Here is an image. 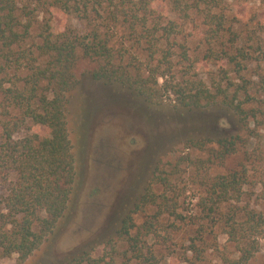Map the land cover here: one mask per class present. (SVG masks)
Returning a JSON list of instances; mask_svg holds the SVG:
<instances>
[{
	"label": "rangeland",
	"instance_id": "rangeland-1",
	"mask_svg": "<svg viewBox=\"0 0 264 264\" xmlns=\"http://www.w3.org/2000/svg\"><path fill=\"white\" fill-rule=\"evenodd\" d=\"M151 8L160 15V26H166L168 20L173 23L170 28L178 43L171 44V69L166 67L165 77L152 74L149 68L163 64L138 49L142 43L120 38L121 28L115 47L123 48L130 68L139 69V75L133 71L132 76L143 82L145 94L93 79L91 71L97 63L83 57L78 60L74 69L77 82L68 102L76 174L67 207L23 262L17 261V254L3 256L0 250V264H63L73 254L92 248L100 256L110 251L107 242L119 239L117 230L127 213L137 225L147 219L156 220L157 235L152 248L160 264H264V224L263 234L250 241L254 246L251 254L240 259L238 244L221 224L209 227L200 240H193L195 225L186 223L208 219L203 216L206 211L200 204L201 197H208L213 178L236 168L242 159L243 152L224 161L216 159L217 139L253 134L252 146H261L264 125L251 122L246 129L222 104L220 95L214 102L202 100L196 107L182 102L200 83L214 93L219 86L232 91L242 83L240 74L252 80L250 93L264 98L263 91H256L261 88L256 73L264 74V45L261 51L254 52L257 60L250 64V71L237 72L226 59L219 61L208 56L207 29L196 11H189V17L184 19L167 2L153 3ZM220 8L226 16L225 26L241 32L244 38L255 30L258 21L264 20V4L260 0H223ZM65 22L88 30L75 15H69ZM24 134L22 128L15 136ZM251 160L246 162L249 179H255L259 173L256 168L264 170V160L261 165ZM13 178L10 173L8 181ZM6 188L7 183L0 182V194ZM151 192L154 196L146 202ZM160 194L166 200L159 198ZM166 206L169 210L159 213ZM238 206L255 208L264 216V201L257 187L251 185H245L239 200L221 202L220 215L215 216L224 218ZM191 244L195 245L188 250ZM116 248L122 251L116 255V263L132 256L125 252L127 245L122 240L117 241ZM129 262L136 264L132 258Z\"/></svg>",
	"mask_w": 264,
	"mask_h": 264
},
{
	"label": "trees",
	"instance_id": "trees-1",
	"mask_svg": "<svg viewBox=\"0 0 264 264\" xmlns=\"http://www.w3.org/2000/svg\"><path fill=\"white\" fill-rule=\"evenodd\" d=\"M222 1L0 0V182L7 183L6 192L0 194L3 256L15 253L17 261L23 262L42 243L67 207L76 174L68 102L77 82L74 69L78 60L83 57L97 63L91 71L93 79L118 83L145 94V85L132 76L135 69L125 62L127 54L123 48L115 47L116 37L121 28L120 38L142 43L137 48L163 64L149 68L152 74L165 77L166 67L171 69L170 49L174 41L178 43L177 36L170 28L171 20L160 26V15L151 5L167 2L184 19L191 10L202 17L207 29L208 56L219 61L226 59L237 72L250 71V64L257 60L254 52L261 51L264 45V20L258 21L255 30L244 38L241 32L225 26ZM260 2L264 4V0ZM58 14L63 16L57 18ZM69 15L84 21L88 30L65 22ZM135 72L139 75V69ZM240 75L242 83L232 91L219 86L214 93L200 83L182 102L196 107L202 100L211 103L220 95L222 104L233 111L246 129L249 130L251 122L260 121L264 125V98H255L250 93L252 80ZM256 75L261 85L256 91L264 94V74L257 71ZM22 128L25 134L15 136ZM251 138L253 134L217 139L216 159L224 161L243 152L242 159L236 168L213 178L208 197H201L200 204L206 211L203 216L208 219L186 220L188 225H195L193 240H200L209 227L221 224L238 244L240 259L248 258L254 248L250 241L263 234V214L255 208L238 206L224 218L215 215H220L221 202L229 198L239 200L245 185L257 187L264 201V170L256 168L259 172L256 178L249 179L246 163L253 159L261 165L264 144L253 147ZM10 173L14 178L8 181ZM153 196L149 193L146 202ZM159 198L166 200L164 194ZM167 210L169 206L159 213ZM155 221L147 219L137 225L127 213L117 230L119 239L106 243L110 251L98 256L93 253L96 248L84 250L63 264H130L131 258L136 264H160L152 248L157 235ZM121 240L127 245L125 252H131L132 256L116 263V255L122 253L116 248ZM240 243L244 246H239Z\"/></svg>",
	"mask_w": 264,
	"mask_h": 264
}]
</instances>
